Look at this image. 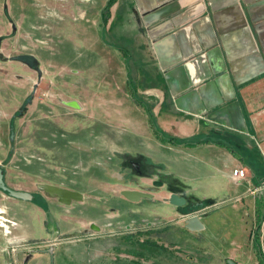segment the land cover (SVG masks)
I'll list each match as a JSON object with an SVG mask.
<instances>
[{
  "label": "crops",
  "instance_id": "1",
  "mask_svg": "<svg viewBox=\"0 0 264 264\" xmlns=\"http://www.w3.org/2000/svg\"><path fill=\"white\" fill-rule=\"evenodd\" d=\"M101 1L94 35L91 26L71 24V32L61 38L56 34L58 44L53 36L49 52L37 48L12 54L33 46L28 42L17 46L21 39L34 37L27 33L37 30L31 25L0 44V56L6 59L0 66V144L6 148L7 143L14 147L21 143L19 152L11 153L12 168L26 170L39 184L82 195L81 202L63 206L43 196L36 184V192L21 189L31 195L30 201L0 194V216L19 223L12 231L13 242L46 243L27 259L20 251L5 255L8 240L0 232V264H44L48 254L55 253L57 240L75 241L71 245L97 242L98 231L87 232L83 225L96 226L93 217L98 214L92 193L90 200L85 197L97 189L87 188L88 179L93 186L101 179L109 184L104 174L113 178L128 167L134 175L128 189L149 194L145 201L167 202L170 193L185 194L186 189L168 184L149 191L154 170H173L182 185H196L205 198L227 200L224 217L233 226L242 217L250 224L242 231L253 251L252 236L259 234V244L264 237V190L247 193L264 179V0H114L105 23L102 13L107 0ZM8 29L0 24V34ZM110 36L126 45L111 44ZM93 37L94 49L87 44ZM66 49L75 56L54 59L57 51L65 56ZM19 54L32 55L36 67L8 61ZM44 92L48 98L40 97ZM37 93L38 100L33 97ZM21 107L23 112L14 117ZM149 119L165 138L193 145L161 141ZM24 124L32 127L31 136L21 131ZM28 142L30 153L24 151ZM234 168L245 170L249 186L231 181ZM2 177L8 188L19 190L6 183L5 172ZM115 186L124 188L126 181ZM122 190L112 199L123 201L132 214L130 220L143 222L148 236L158 235L152 230L153 222L136 218L141 212L135 208L141 209L144 199L128 202L120 196ZM83 207L92 208L84 221L66 216L73 209L80 214ZM191 212L176 216L182 227L181 215ZM197 217L204 227L199 209ZM243 256L238 246L227 259L242 264ZM253 259L258 264L254 251Z\"/></svg>",
  "mask_w": 264,
  "mask_h": 264
},
{
  "label": "rangeland",
  "instance_id": "2",
  "mask_svg": "<svg viewBox=\"0 0 264 264\" xmlns=\"http://www.w3.org/2000/svg\"><path fill=\"white\" fill-rule=\"evenodd\" d=\"M101 2V0H0V18L2 17V19H0V24H3V28L4 25L9 27L5 34L3 31L0 34V44H5L15 33L19 34L21 31L24 33V30L31 25L35 29L37 28V30H34L32 33H27L34 37H32L31 40L29 39L30 41L26 38L21 39L20 42L17 43V46L25 45L24 42H28L33 46H31V48L26 47V49L22 51L15 50L12 54L28 51L34 52L37 48L49 52L47 48L49 45H53V36L55 35L56 41L58 35L61 38L64 34L71 32L72 30H69L71 24L72 26H91V33L94 35L97 18L96 14L98 13ZM11 26H14L15 30L12 31L10 29ZM17 27L19 32H15ZM56 34L58 35L56 36ZM89 40L90 41L87 43L88 47L94 49V37ZM107 40L117 47L126 45L125 42H119L114 36L108 37ZM59 41L60 39L58 38L56 43L58 44ZM86 52L89 54L91 51L89 49ZM65 54L64 56V52L60 53L57 51L54 59L56 60L59 58V61H64L65 59L62 57L73 58L75 56L73 50L66 49ZM4 60L3 57L0 56V66H4ZM51 68L56 70L54 66ZM9 77L11 78L10 75ZM39 92L41 93L43 91ZM40 93H37L38 95L36 94L33 97L37 99ZM27 125L28 124L22 125L21 131L25 130L26 134L31 136L32 127ZM19 145H21V143H16L15 147L7 143L6 148H2L0 144V169L2 173H6V183L9 184L10 187L19 189L17 191H22L21 189L23 188L28 189L31 193L36 192L33 185L39 184L40 181L29 176L31 174L27 173L26 170H20L21 172H18L16 168H12L13 165H11L12 161L10 160L11 153H13V151L19 152L17 149ZM24 146L25 152L30 153L32 151V143H25ZM7 160L10 161L8 162ZM17 162L18 160H15L14 164ZM134 166L138 167L137 163L134 164ZM18 167H20V165ZM110 172L111 171L108 170V173ZM132 172L133 170L128 167L125 169L124 173L114 175L113 178H109L107 174H104L107 181L106 183L109 184H103L104 180L101 179L94 183L93 186L88 179V189H90V187L91 189L97 187L95 191L87 193V190H85L83 192L87 193L85 194L87 200L90 198L89 194L92 193L91 197H93L95 205L93 209L95 212L98 210V214L93 217L96 227H99L98 234L100 235H97V237L99 236V239H97L98 241L95 242V239H89L92 241H87V243L79 245H71L69 243L75 241L64 239L59 242L57 240L58 244L54 247L55 253L53 255L47 253L49 256L47 259H44V264H225V261L228 260L227 256H229V251L231 249H237L238 246H240L241 251L244 252V256L241 259L243 260L244 258V260L241 263L253 264V251L250 248V242L246 232L242 231L243 228H249L250 224L248 222L245 224L242 217L238 226H233L223 215L227 208H229L227 200H223L224 202L220 203V199L205 198L196 185L190 183L182 185L177 176L171 174L173 170H154L150 175L153 181L161 183L163 187L168 184L169 187H174L176 189H186L184 190L186 205L184 207L175 208L162 200L155 199L153 201H145V199H141L143 200L141 202V209L135 208V210L138 213L141 212V214H137L136 218H138V221L143 218L146 221L153 222L151 226L152 230L156 229L154 232L159 233L156 236H148L149 233L147 232L150 231H147L145 225L142 224L143 222H137L138 225H142L141 230V227L138 226L137 223L130 220L132 214L128 212L126 206L120 203L123 201H118L117 203V200L112 199V195L119 196L118 193L121 189L129 190L128 188L132 187L131 183L133 180H130L134 177V175L131 174ZM23 173L27 175L25 176ZM163 180L166 182L165 184L162 182ZM123 181H126V186L124 188L115 186L117 184L120 185ZM110 184L115 185L108 186ZM149 191L157 192L156 188L153 186L149 187ZM0 194L3 195L1 192ZM214 203H217L216 207H211ZM195 209H199L201 222L204 224V227L200 223L202 226L201 231L190 232L178 223V218H176V216L179 213H189ZM91 211L92 208L83 207L80 214L75 215V209H73L71 212L68 211L66 216L72 217L73 220L83 219L84 221ZM181 219L183 220V218ZM88 224L89 223H83L84 229L90 232ZM17 225H19V223H17ZM1 230L2 229H0V232L3 235V230ZM12 231L9 236V240L12 241L10 244L13 245L15 249H21L18 251L22 253L23 259H27L34 250L46 245V243H42L43 241H38L41 242L39 245L32 244L33 242L23 243L18 241L15 243L13 242ZM257 236L259 237V234ZM38 242L35 241L34 243ZM49 242L52 245L56 243L52 241ZM259 245L264 256V237L261 238ZM96 247H102L101 249L103 250H94ZM80 248H83V250L79 251ZM5 250L6 251L3 250L2 252L6 255L9 252L7 249ZM101 252H103V254ZM14 255L15 254H13V256Z\"/></svg>",
  "mask_w": 264,
  "mask_h": 264
},
{
  "label": "water",
  "instance_id": "3",
  "mask_svg": "<svg viewBox=\"0 0 264 264\" xmlns=\"http://www.w3.org/2000/svg\"><path fill=\"white\" fill-rule=\"evenodd\" d=\"M8 61H14V62H19L28 68H34L36 67V61L35 58L30 55V54H19L15 56H11L7 58ZM37 72V78L39 80L40 78V72L39 70L36 69ZM35 90V84L32 87V90L29 94L28 99L26 100V103L29 102L30 97L33 95V92ZM69 106H72L75 108V105L73 102H69ZM11 138V136H10ZM3 173L2 170L0 169V192L5 194L7 197L15 199V200H20V201H30L31 200V195L22 192V191H17V190H12L5 186L4 181H3ZM162 184L159 182H153L152 186L153 187H160ZM35 188L43 194L46 198L50 199H55L59 204L63 206H69L71 203H78L82 201V195L78 191H73L69 189H65L56 185H50V184H36ZM120 196L125 199L128 202L131 203H136L140 199H150V195L147 193L139 192V191H133V190H122L120 192ZM167 203L175 208H180L184 207L186 205V200H185V194H176V193H170L167 196ZM192 215L188 214L185 215L187 216L182 220L183 227L187 231L190 232H198L202 230V226L199 222V219L197 217L198 214V209L192 210ZM89 229L92 231H99L98 227L94 226V224L89 225ZM225 264H235L231 260H226Z\"/></svg>",
  "mask_w": 264,
  "mask_h": 264
},
{
  "label": "built area",
  "instance_id": "4",
  "mask_svg": "<svg viewBox=\"0 0 264 264\" xmlns=\"http://www.w3.org/2000/svg\"><path fill=\"white\" fill-rule=\"evenodd\" d=\"M40 97L41 98H48L49 95L47 92H44L43 94H41ZM230 178H231V181L235 184H238L239 182H244V183H246L247 186H249V180L247 178V174L245 173V170L242 168L232 169L230 171ZM263 190H264V179L262 180L259 188H257V189H249L248 188L247 193L248 194L262 193ZM223 202L224 201H220V203H223ZM216 205H217V203H214L211 205V207H216ZM186 217L187 216H182L183 219ZM17 226L18 225L16 222L0 216V228L3 230L4 237L8 240L6 247L3 248L4 251H6L5 249L8 250L9 253H7V255L13 256V254H15L18 250H21L19 248L15 249V247L10 244L12 241L9 240V236L11 235V231L13 229H15ZM258 227L259 228H257V229H259V231H260L261 224L258 225Z\"/></svg>",
  "mask_w": 264,
  "mask_h": 264
},
{
  "label": "trees",
  "instance_id": "5",
  "mask_svg": "<svg viewBox=\"0 0 264 264\" xmlns=\"http://www.w3.org/2000/svg\"><path fill=\"white\" fill-rule=\"evenodd\" d=\"M114 0H107L105 3V6L103 8V19H104V23L106 22V19L108 17V9L110 8V6L113 4ZM23 112V107L20 108V110L18 112L15 113L14 117H16L17 115H20ZM149 121L151 122V119H149ZM152 124V122H151ZM153 130L155 132V134H157V136L159 135V138L161 141H165L168 143H172L173 145H184V146H191L193 145L192 143H188V142H180L174 138H165L163 135L159 134V132L155 129L154 125L152 124ZM5 195V194H4ZM255 224L258 225L259 224V218L256 219ZM251 243L253 246V251H254V255L256 257L257 263L258 264H264L263 258H262V254L261 251L259 249V243H258V237L256 236H252L251 238Z\"/></svg>",
  "mask_w": 264,
  "mask_h": 264
},
{
  "label": "flooded vegetation",
  "instance_id": "6",
  "mask_svg": "<svg viewBox=\"0 0 264 264\" xmlns=\"http://www.w3.org/2000/svg\"><path fill=\"white\" fill-rule=\"evenodd\" d=\"M132 167H133V165H132ZM133 169V168H132ZM1 212V211H0Z\"/></svg>",
  "mask_w": 264,
  "mask_h": 264
}]
</instances>
